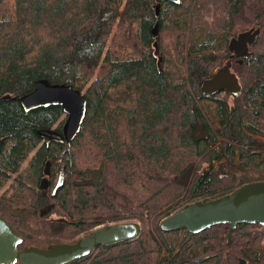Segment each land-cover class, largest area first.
Masks as SVG:
<instances>
[{
	"label": "trees",
	"instance_id": "trees-1",
	"mask_svg": "<svg viewBox=\"0 0 264 264\" xmlns=\"http://www.w3.org/2000/svg\"><path fill=\"white\" fill-rule=\"evenodd\" d=\"M162 32L172 35L173 48ZM247 32L254 35L249 54L235 58L228 45ZM222 68L240 91L203 96L202 84ZM38 80L86 98L70 145L47 146L39 136L61 133V107L25 112L19 103ZM200 128L212 143L204 150L195 137ZM259 137L264 0H0V218L23 246L73 244L98 227L135 221L137 240L99 247L75 264H262L264 227L240 225L228 241L227 225L198 234L160 228L192 204L264 182L261 154L250 158ZM101 163L97 186L77 184ZM60 171L64 185L53 196Z\"/></svg>",
	"mask_w": 264,
	"mask_h": 264
},
{
	"label": "water",
	"instance_id": "water-1",
	"mask_svg": "<svg viewBox=\"0 0 264 264\" xmlns=\"http://www.w3.org/2000/svg\"><path fill=\"white\" fill-rule=\"evenodd\" d=\"M179 4L180 0H168ZM157 13V10H156ZM152 33L158 34V26L155 25ZM252 33H241L232 39L228 45L229 51L235 58H244L249 54V41ZM160 61H158V65ZM214 89L213 93L227 91L235 96L240 91L236 76L229 70L222 68L212 78L205 81L202 86ZM19 103L25 112L50 106L61 107L65 121L61 133L55 130H47L39 133V136L48 145L51 141H64L70 145L79 134L86 114L87 101L80 91L71 86L52 85L46 80H38L33 84L32 91L19 98ZM199 141L204 137L202 129H198L195 135ZM235 162H238V152L235 151ZM103 163L96 170H86L90 176L89 182L97 186L102 174ZM49 163L46 164L44 173L48 175ZM193 167L189 168L182 176V180L191 177ZM83 186L84 182L77 183ZM64 185V173L61 172L52 190L54 196L58 189ZM40 188L47 189L44 181ZM15 215V214H14ZM41 212L40 216H44ZM217 225H227L226 240L240 225H258L264 227V182H253L242 185L232 193L221 198L200 204H192L175 212L160 222L162 231L182 230L190 234H198L208 228ZM140 225L136 222L121 223L101 226L89 234L80 237L73 244H58L40 249L36 246H23V240L15 235L7 223L0 219V264H75L92 255L99 247H108L124 242L135 241L140 236ZM238 264H245L240 261Z\"/></svg>",
	"mask_w": 264,
	"mask_h": 264
},
{
	"label": "flooded vegetation",
	"instance_id": "flooded-vegetation-1",
	"mask_svg": "<svg viewBox=\"0 0 264 264\" xmlns=\"http://www.w3.org/2000/svg\"><path fill=\"white\" fill-rule=\"evenodd\" d=\"M233 56V55H232ZM202 91V94H203V96H205V97H210V96H216V95H219V94H225V92H227V91H219V92H215V93H213L212 91H214V89H212V88H209V87H203V89L201 90ZM228 93V92H227ZM230 95V94H229ZM237 95V94H236ZM235 95V96H236ZM235 96H233V95H231V97H235ZM254 113H256V110H254ZM212 116H214V118H215V120H217V116H216V114H215V112H213L212 113ZM203 131V130H202ZM59 133V132H58ZM204 133V132H203ZM232 138H235V134H234V132H233V134H232V136H231V139ZM255 147H252L251 145H250V148H253L254 149V151L250 154V158H251V160H254V159H256L257 157L259 158V155L261 154V157H260V162H262L260 165H259V167H264V141H263V139H262V137H259V138H255ZM44 141V140H43ZM200 142H201V144H200V149L201 150H204V149H206L205 148V142H208L209 143V145H212V143H210L209 142V140H208V137H207V135L204 133V137L201 139V140H199ZM45 142V141H44ZM51 142H55V141H51ZM50 142V143H51ZM61 142H63V141H61ZM204 142V143H203ZM49 143V144H50ZM48 144V145H49ZM47 145V146H48ZM235 151H237L238 152V162L236 163L235 162V158H236V154H234V157L232 158V160H233V162H234V164H235V166H238L239 165V161H240V153H239V151H238V149H235ZM234 151V152H235ZM50 165V164H49ZM193 170H194V168H193ZM86 171V170H85ZM85 171L83 172V174L86 176V177H83L82 179H83V181H80V182H85L84 180L87 178V177H89L90 178V176H88L86 173H85ZM263 171H264V169H263ZM62 171H60V172H58V174H57V176H56V181H57V179H58V177H59V174L61 173ZM193 172V171H192ZM192 175V174H191ZM44 185L46 186L47 185V189L46 190H42L41 191V196L43 197V196H45V194L47 193V191L49 190V186H48V182H47V180L45 179L44 180ZM54 188V187H53ZM53 190V189H52ZM52 190H51V194H52ZM3 192H6V189H4V191ZM51 208V206L50 207H46L44 210H41V212H45V215L49 212V209ZM40 212V213H41ZM15 214V216H17L18 215V212H16V213H13V215ZM44 215V216H45ZM1 219V218H0ZM3 220V219H2Z\"/></svg>",
	"mask_w": 264,
	"mask_h": 264
},
{
	"label": "rangeland",
	"instance_id": "rangeland-1",
	"mask_svg": "<svg viewBox=\"0 0 264 264\" xmlns=\"http://www.w3.org/2000/svg\"><path fill=\"white\" fill-rule=\"evenodd\" d=\"M159 37H160L161 41H164L165 45H169L170 48L174 47V39H173L172 35L169 32H162V33H160ZM89 180H90V178L87 177L84 181H89ZM4 189H6V185L0 191V195L4 193L3 192ZM132 222H135V221H132ZM260 260H261V263L264 264V254L263 253H262L261 257H260Z\"/></svg>",
	"mask_w": 264,
	"mask_h": 264
}]
</instances>
